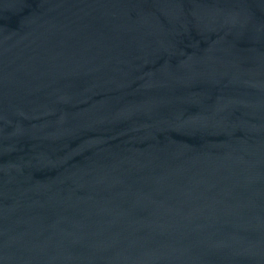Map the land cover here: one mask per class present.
Masks as SVG:
<instances>
[{
  "label": "water",
  "instance_id": "95a60500",
  "mask_svg": "<svg viewBox=\"0 0 264 264\" xmlns=\"http://www.w3.org/2000/svg\"><path fill=\"white\" fill-rule=\"evenodd\" d=\"M0 264H264V0H0Z\"/></svg>",
  "mask_w": 264,
  "mask_h": 264
}]
</instances>
